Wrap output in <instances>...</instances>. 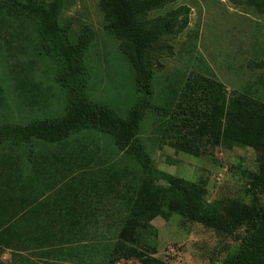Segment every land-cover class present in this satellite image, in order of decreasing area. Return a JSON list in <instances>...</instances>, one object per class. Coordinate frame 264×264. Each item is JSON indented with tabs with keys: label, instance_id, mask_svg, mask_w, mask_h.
Segmentation results:
<instances>
[{
	"label": "rangeland",
	"instance_id": "374dc122",
	"mask_svg": "<svg viewBox=\"0 0 264 264\" xmlns=\"http://www.w3.org/2000/svg\"><path fill=\"white\" fill-rule=\"evenodd\" d=\"M60 2L58 22L68 39L88 40L82 57L88 99L125 118L140 97L131 46L106 29L100 0ZM27 3L0 0V131L59 118L67 106L58 66L22 10ZM179 7L189 9L188 25L163 36L146 57L150 97L135 138L157 171L203 183L207 204L221 201L225 209L235 205L246 213L253 202L250 173L264 165V142L231 150L202 142L197 156L171 143L182 142L189 131V114L182 111L187 94L193 96L185 91L188 82L208 78L228 95L240 92L264 102V14L246 0H175L147 18H164ZM141 176L134 158L99 130L80 131L59 143L2 141L0 251L13 257L5 254L0 264H110ZM257 197L264 207V192ZM230 220L233 232L218 234L179 214L156 217L140 247L167 264H222L240 247L245 228L240 219ZM246 254L247 264H264L263 254Z\"/></svg>",
	"mask_w": 264,
	"mask_h": 264
},
{
	"label": "trees",
	"instance_id": "16d2710c",
	"mask_svg": "<svg viewBox=\"0 0 264 264\" xmlns=\"http://www.w3.org/2000/svg\"><path fill=\"white\" fill-rule=\"evenodd\" d=\"M175 0H100L99 7L106 29L131 46V62L136 72L140 97L129 109L125 118L108 107L93 103L86 95L87 72L82 57L88 40L86 36L76 42L68 39L60 27L58 16L60 0L50 4L28 0L22 10L36 24L37 34L52 57L57 69V81L67 90L68 99L64 115L55 119H36L24 126L6 127L0 131V143L13 141L28 143L38 139L59 143L84 130H99L111 134L119 148L126 150L142 171L128 199L127 211L118 238L110 250V264L121 260L137 259L142 264H167L149 256L140 247L143 234L156 217L165 220L179 214L185 220L199 223L218 234H231L230 220L243 222L244 233L240 247L228 254L222 264H247L253 252L264 255V207L258 194L264 192V165L250 173L252 203L243 213L233 205L225 209L221 201L207 204V189L203 183H194L157 171L148 155L137 142L135 135L148 107L149 88L146 81V57L149 50L163 36L170 35L176 27L188 25L187 7L169 11L164 18L150 21V12L159 10ZM258 13L264 14V0H246ZM183 16V18H181ZM185 91L186 122L188 134L182 142L171 143L177 150L199 155L198 149L212 144L226 150L245 147L251 141L264 142V102L240 92L227 94L223 85L208 78L188 82ZM196 96V98L194 97ZM190 103V105H188ZM163 180L166 183L160 184ZM231 211V216L227 215ZM241 217V218H240Z\"/></svg>",
	"mask_w": 264,
	"mask_h": 264
},
{
	"label": "crops",
	"instance_id": "0c3cea01",
	"mask_svg": "<svg viewBox=\"0 0 264 264\" xmlns=\"http://www.w3.org/2000/svg\"><path fill=\"white\" fill-rule=\"evenodd\" d=\"M5 254H8L9 257H13L12 253L9 250H6L5 252L0 251V258L3 257Z\"/></svg>",
	"mask_w": 264,
	"mask_h": 264
}]
</instances>
